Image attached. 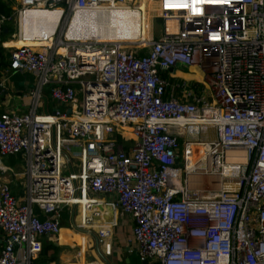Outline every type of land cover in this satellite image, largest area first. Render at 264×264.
<instances>
[{"label": "built area", "instance_id": "built-area-1", "mask_svg": "<svg viewBox=\"0 0 264 264\" xmlns=\"http://www.w3.org/2000/svg\"><path fill=\"white\" fill-rule=\"evenodd\" d=\"M141 7L163 24L138 47L74 33L76 16ZM12 11L0 15L5 72L35 83L26 112H0V161L24 168L22 199L0 178V264H32L65 207L84 232L75 264H102L84 256L85 232L111 254L106 208L132 219L141 262L264 264V0H16Z\"/></svg>", "mask_w": 264, "mask_h": 264}, {"label": "crops", "instance_id": "crops-1", "mask_svg": "<svg viewBox=\"0 0 264 264\" xmlns=\"http://www.w3.org/2000/svg\"><path fill=\"white\" fill-rule=\"evenodd\" d=\"M14 6L15 4L12 6V8ZM44 14L48 15H39L38 17H34L31 19L34 20V22L39 21L41 24L46 23L51 27V24H54L56 22V13ZM119 16H125L127 24L130 27H135L139 32L138 39L136 41H133L132 44L138 42L139 39L141 40V13L138 11L130 12L128 10H119L116 14L117 26L120 20ZM108 27V24H102L100 31L102 32L103 29L108 30ZM79 36L83 38H94L93 33L89 31V28L80 31ZM118 41L123 43L126 40L120 39ZM14 42L15 41L8 39V46L14 47ZM5 71L6 69L4 70V68L0 70V83L3 81V85L5 88V90L0 91L6 93L5 95L0 93V112L24 113L26 112V109L23 107V100L21 99V96L34 86V77L28 73H6ZM176 75L184 80H186L185 78L189 77L191 79V76L184 70L177 71ZM190 79H188V81ZM51 109L52 105L50 103L48 94L45 91L43 105L38 110V112L43 113L46 111H50ZM19 158L16 157L12 159L10 157H6L0 161V178L8 183L13 196L22 199L24 195V168L21 160H17ZM112 198L113 197H108V199ZM58 215L61 223L60 231L71 232L76 236L77 241L69 240L67 243H62L61 236L65 238V235H61L60 232L59 236L54 242L60 248L57 255V260L53 264H75L76 262H80L81 259L78 257L76 258V253L80 251V247H83V245H79L83 243V240H81V238L84 232H80L81 230H76V224L79 222L81 215L79 216L77 208L69 209L66 207L63 208ZM114 219V221L116 222V226L112 230L111 254L109 256L104 254L103 249L98 245L96 234L91 231L90 234H86L85 232L86 252L84 253V256H86L88 260L96 259L102 262V264H151V262L149 261L141 262L138 259L136 247L134 242L132 241V219L128 216H119V214H115ZM99 223H101V221ZM99 223H97V225H94L93 228L96 229V227L99 226ZM67 238H69V236ZM98 249L100 251V254L97 251Z\"/></svg>", "mask_w": 264, "mask_h": 264}, {"label": "bare ground", "instance_id": "bare-ground-1", "mask_svg": "<svg viewBox=\"0 0 264 264\" xmlns=\"http://www.w3.org/2000/svg\"><path fill=\"white\" fill-rule=\"evenodd\" d=\"M124 10V9H122ZM141 11H144V8H141ZM141 13V12H140ZM55 14V13H54ZM116 13H113V15L106 16L105 14L101 12H90L86 13L83 15L76 16L73 20V25L75 26L74 33L79 35L80 31L83 29H88L93 33V36L95 39H100V40H107V41H113L117 43H122L119 42L118 40L124 39L129 43H132L133 41H136L139 37V32L136 30L135 27H130L127 24V21L125 19V16H119V23L118 26L116 25ZM39 15H48L44 13H38ZM36 16V17H38ZM141 19H142V13H141ZM46 24V23H42ZM102 24H108V30L103 29L102 32L100 31L101 25ZM168 25H171V23H168ZM122 30V32H121ZM147 40H140L139 43L140 45L142 43H146ZM14 47H20L23 45L22 42L15 41L13 43ZM35 47H42V46H35ZM61 235H65V238L61 236V242L62 243H67L69 240L70 241H77L76 236L73 235L69 231H60ZM69 236V238H67Z\"/></svg>", "mask_w": 264, "mask_h": 264}, {"label": "trees", "instance_id": "trees-1", "mask_svg": "<svg viewBox=\"0 0 264 264\" xmlns=\"http://www.w3.org/2000/svg\"><path fill=\"white\" fill-rule=\"evenodd\" d=\"M13 0H0V15L10 16L12 14ZM14 32V26L8 24L4 27L3 38L7 39ZM7 67L6 57L4 55V49L0 47V70ZM47 92V91H46ZM48 94V93H47ZM19 158L18 156H16ZM16 157L11 156L14 159ZM17 160H21L20 158ZM59 246L52 241L44 240L42 243V249L39 256L32 261V264H53L57 260L59 252Z\"/></svg>", "mask_w": 264, "mask_h": 264}, {"label": "rangeland", "instance_id": "rangeland-1", "mask_svg": "<svg viewBox=\"0 0 264 264\" xmlns=\"http://www.w3.org/2000/svg\"><path fill=\"white\" fill-rule=\"evenodd\" d=\"M13 4L14 5L16 3V0H13ZM137 9V8H135ZM135 11H138L140 12L139 10H133L132 8L130 9V12H135ZM142 13V12H141ZM162 24H163V20L161 19H158V18H154L152 19L151 15L149 14L148 16L144 13H142V19H141V28H142V34H141V40H147L150 38L151 35H153L154 37L158 36L161 28H162ZM113 42V41H112ZM140 45L139 42H136L134 44H130L128 42H123L122 46H132V47H138ZM188 73L191 78L192 76L194 75H191L190 72H186ZM195 76V75H194ZM187 81L189 78H185Z\"/></svg>", "mask_w": 264, "mask_h": 264}, {"label": "water", "instance_id": "water-1", "mask_svg": "<svg viewBox=\"0 0 264 264\" xmlns=\"http://www.w3.org/2000/svg\"><path fill=\"white\" fill-rule=\"evenodd\" d=\"M0 93H2L4 95L6 94L5 92H2V91H0ZM97 209L100 212L103 211V208L101 206H99ZM91 219L94 220V221H101V218L98 215H91ZM102 220H103V222L105 224H109V223L113 222V220H114L113 211L108 209V208H106V215H103ZM97 251L100 254L99 249Z\"/></svg>", "mask_w": 264, "mask_h": 264}]
</instances>
